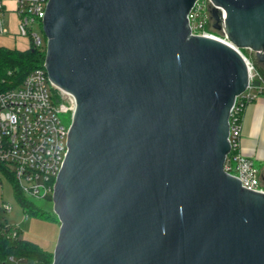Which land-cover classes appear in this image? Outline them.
<instances>
[{
  "label": "water",
  "instance_id": "water-1",
  "mask_svg": "<svg viewBox=\"0 0 264 264\" xmlns=\"http://www.w3.org/2000/svg\"><path fill=\"white\" fill-rule=\"evenodd\" d=\"M196 0H47L51 84L73 95L51 264H264V192L223 169L243 58L191 35ZM264 70V0H211Z\"/></svg>",
  "mask_w": 264,
  "mask_h": 264
},
{
  "label": "built area",
  "instance_id": "built-area-1",
  "mask_svg": "<svg viewBox=\"0 0 264 264\" xmlns=\"http://www.w3.org/2000/svg\"><path fill=\"white\" fill-rule=\"evenodd\" d=\"M20 35H29L35 46H44L46 40L31 26H41L42 13L47 0H14ZM217 8L220 24L224 11L211 0H196L187 14L191 35L213 38L232 46L243 58L248 74L245 90L239 94L229 113V152L223 169L238 178L242 187L264 192L258 169L253 161L240 151V120L246 103L257 94L264 93V70H261L243 52L229 41L223 27H212L211 8ZM0 4V22H2ZM7 30L0 26V34ZM251 51V50H250ZM48 79L44 64L29 72L17 86L0 91V164L12 175L15 185L22 194L33 199H46L51 196L55 176L58 173L67 151V134L75 108L72 94L58 89ZM67 117L68 120H67ZM4 213L11 210L9 204L2 203ZM9 224L0 221V232ZM16 231H12V236ZM8 259L12 260V257Z\"/></svg>",
  "mask_w": 264,
  "mask_h": 264
},
{
  "label": "trees",
  "instance_id": "trees-1",
  "mask_svg": "<svg viewBox=\"0 0 264 264\" xmlns=\"http://www.w3.org/2000/svg\"><path fill=\"white\" fill-rule=\"evenodd\" d=\"M43 39L45 40L44 35ZM44 56V46L38 47L32 43L25 50L0 46V91L17 86L29 72L42 67ZM256 66L263 70L260 63H256ZM0 170L9 179L15 197L20 202L25 216L57 220L55 214L36 206L17 189L12 175L2 164H0ZM46 199L51 200V196ZM12 231H16L15 236H12ZM9 257L13 259L26 258L34 264H51L52 262V252L42 249L33 241L19 237V229L14 225H8L0 232V261H4Z\"/></svg>",
  "mask_w": 264,
  "mask_h": 264
},
{
  "label": "rangeland",
  "instance_id": "rangeland-1",
  "mask_svg": "<svg viewBox=\"0 0 264 264\" xmlns=\"http://www.w3.org/2000/svg\"><path fill=\"white\" fill-rule=\"evenodd\" d=\"M6 4L9 11H7L4 16L1 17L2 22H0V26L5 28L7 32L0 34V46L10 49L25 50L30 47L31 39L29 35L24 36L19 34L18 18L17 15L12 11L16 8L15 1L9 0L6 2ZM31 29L32 32H36L41 36L42 40H44L41 27L38 25V23L33 24ZM243 52L255 64L258 63L254 52L250 51L249 49H245ZM53 93L55 99H58L59 92L57 88L53 89ZM68 118L69 117H67V120ZM26 198L41 209L54 214L51 200L33 199L29 197ZM2 203L9 204L11 206V210L8 213H4L0 209V221L16 226L19 229V237L37 243L42 249L46 251H53L58 234L59 221L46 220L34 216H25L20 202L15 197L9 179L0 170V206ZM0 264L34 263L26 258H14L12 260L5 259L4 261H0Z\"/></svg>",
  "mask_w": 264,
  "mask_h": 264
},
{
  "label": "crops",
  "instance_id": "crops-1",
  "mask_svg": "<svg viewBox=\"0 0 264 264\" xmlns=\"http://www.w3.org/2000/svg\"><path fill=\"white\" fill-rule=\"evenodd\" d=\"M7 1L9 0H0L2 16L9 11ZM12 11L16 14L15 9ZM240 126V151L250 158L259 170L264 188V93L257 94L246 103L241 114Z\"/></svg>",
  "mask_w": 264,
  "mask_h": 264
}]
</instances>
